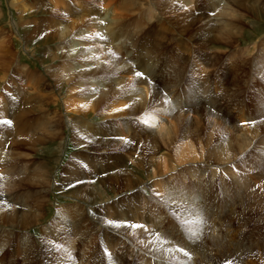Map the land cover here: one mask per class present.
<instances>
[{"label": "rangeland", "instance_id": "1", "mask_svg": "<svg viewBox=\"0 0 264 264\" xmlns=\"http://www.w3.org/2000/svg\"><path fill=\"white\" fill-rule=\"evenodd\" d=\"M22 7L0 0V264H264V0Z\"/></svg>", "mask_w": 264, "mask_h": 264}, {"label": "bare ground", "instance_id": "2", "mask_svg": "<svg viewBox=\"0 0 264 264\" xmlns=\"http://www.w3.org/2000/svg\"><path fill=\"white\" fill-rule=\"evenodd\" d=\"M13 1L16 2L17 4L21 5V8H23V7H22L23 0H16V1L13 0ZM25 2H26V1H25ZM238 2H239V0H238ZM48 4H49V3H48ZM59 5H60V4H59ZM109 5H110V4H109ZM24 8H25V7H24ZM24 8H23V9H24ZM25 12H26V11H25ZM192 16H193V15H192ZM192 16H191V17H192ZM234 16H235V15H234ZM209 18H210V17H209ZM193 19H194V18H193ZM193 21H194V20H193ZM50 22H51V21H50ZM52 22H53V21H52ZM53 23H54V22H53ZM53 23H52V24H53ZM49 25H50V24H49ZM53 25H54V24H53ZM52 28H53V27H52ZM35 32H36V30H35ZM63 35H64V34H63ZM79 35H80V32H78V35L76 36V38H78ZM29 37H30V35L28 36V38H29ZM73 40H74V37H73ZM75 40H76V39H75ZM91 51H92L91 49L88 51V53H87L88 56L91 54ZM92 54L95 55L94 53H92ZM92 61H96V60H95V57H93V58L91 59V62H92ZM123 67H124V66H123ZM125 67H126V66H125ZM125 67H124V68H125ZM156 99H157V98H156ZM169 105H170V104H169ZM92 106H93V105H92ZM170 109H171V108H169V109H167V110L170 111ZM88 112H89V111H88ZM161 112H162V111H161ZM165 112H166V111H165ZM163 113H164V112H163ZM164 114L166 115L167 113H164ZM164 114H162V115H164ZM168 114H169V113H168ZM213 116H214V115H213ZM249 126H253V125H249ZM83 134H84V133H83ZM219 136H220V135H219ZM228 151H229V150H228ZM228 151H227L226 153H228ZM226 153H225V154H226ZM221 156H222V155H221ZM223 159H224V158H223ZM39 177H40V176H39ZM160 178H161V177H160ZM158 186H159V183H158ZM159 188H160V187H159ZM207 193H208V192H207ZM164 194H165V193H164ZM178 195H179V194H178ZM165 198H166V197H165ZM85 203H86V202H85ZM87 203H88V202H87ZM180 203H181V202H180ZM170 205H171V204H170ZM193 205H194V204H193ZM190 206H191V205H190ZM191 207H192V206H191ZM224 207H225V205H224ZM197 209H198V208H197ZM208 209H209V216H210V215H211V216H214V213L211 214V212H212V210H213L212 207H209ZM222 210H223V209H222ZM114 211H115V210H114ZM116 211H117V210H116ZM202 213H203V212H202ZM29 215H30V212H27V213H21V214H20V217H23V216H24V219H22V218H21V219L24 221L23 223H25V224H22L21 226H23V227H28L29 222L27 223L26 218H27V216H28V218H29ZM111 215H112V214H111ZM204 216H205V215H204ZM110 217H111V216H110ZM117 217H118V216H117ZM112 218H113V217H112ZM129 218H130V217H129ZM152 218H153V217H152ZM223 218H224V217H223ZM114 219H115V218H114ZM144 219H145V218H144ZM208 219H209V218H208ZM14 220H15V219H14ZM110 220H111V218H110ZM117 220H118V219H117ZM149 220H151V219H149ZM121 221H122V220H121ZM129 221H130V220H129ZM146 221H147V219H146ZM221 221H222V218H220V222H221ZM16 222H17V221H16ZM31 223H32V222H31ZM113 223H114V222H113ZM116 223H117V221H116ZM35 224H36V223H35ZM111 224H112V223H111ZM128 224H129V223H128ZM221 224H222V222H221ZM118 225H119V224H118ZM111 226H112V225H111ZM120 226H121V225H120ZM134 227H135V226H134ZM115 228H116V227H115ZM132 228H133V227H132ZM129 229H131V228H129ZM138 229H139V227H138ZM116 230H117V229H116ZM116 230H114V231H116ZM118 231H119V230H118ZM118 231H117V232H118ZM120 231H121V230H120ZM132 231H133V230H132ZM136 231H137V230H136ZM136 231L134 230V232H136ZM127 232H128V231H127ZM127 232H126V233H127ZM131 233H132V232H131ZM140 233H141V232H140ZM45 235H46V234H45ZM139 237H140V236H139ZM131 239H132V238H131ZM132 240H133V239H132ZM114 241H115V240H114ZM117 242H118V241H117ZM114 246H115V245H114ZM116 246H117V245H116ZM116 246H115V247H116ZM141 246H142V245H141ZM41 247H42V246H41ZM115 247H114V248H115ZM27 248H28V247H27ZM141 248H142V247H141ZM210 249H211V248H210ZM112 251H115V250L112 249ZM175 252H176V251H175ZM71 255H72V254H71ZM120 256H121V255H120ZM121 257H122V256H121ZM111 258H112V257H111ZM122 258H123V257H122ZM65 260H66V259H65ZM67 262H68V261H67ZM70 262H71V261H70ZM69 264H71V263H69ZM75 264H77V263H75Z\"/></svg>", "mask_w": 264, "mask_h": 264}, {"label": "snow or ice", "instance_id": "3", "mask_svg": "<svg viewBox=\"0 0 264 264\" xmlns=\"http://www.w3.org/2000/svg\"><path fill=\"white\" fill-rule=\"evenodd\" d=\"M139 75V74H138Z\"/></svg>", "mask_w": 264, "mask_h": 264}]
</instances>
